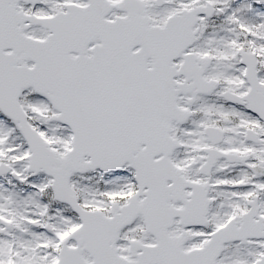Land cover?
Returning a JSON list of instances; mask_svg holds the SVG:
<instances>
[{
    "label": "snow or ice",
    "instance_id": "6c2138e0",
    "mask_svg": "<svg viewBox=\"0 0 264 264\" xmlns=\"http://www.w3.org/2000/svg\"><path fill=\"white\" fill-rule=\"evenodd\" d=\"M0 264H264V0H0Z\"/></svg>",
    "mask_w": 264,
    "mask_h": 264
}]
</instances>
